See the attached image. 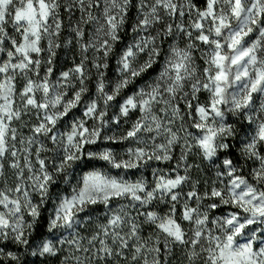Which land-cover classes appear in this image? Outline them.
<instances>
[{"label":"snow or ice","instance_id":"obj_1","mask_svg":"<svg viewBox=\"0 0 264 264\" xmlns=\"http://www.w3.org/2000/svg\"><path fill=\"white\" fill-rule=\"evenodd\" d=\"M0 264H264V0H0Z\"/></svg>","mask_w":264,"mask_h":264},{"label":"rangeland","instance_id":"obj_2","mask_svg":"<svg viewBox=\"0 0 264 264\" xmlns=\"http://www.w3.org/2000/svg\"><path fill=\"white\" fill-rule=\"evenodd\" d=\"M109 74L111 75V71H110ZM202 99H203V97H202ZM117 147H119V146H117ZM237 147H239V145H237ZM99 166H101V167H107L106 165L103 164V162H100V165H99ZM113 172H114V174H115V170H113ZM194 175H195V174H194Z\"/></svg>","mask_w":264,"mask_h":264}]
</instances>
